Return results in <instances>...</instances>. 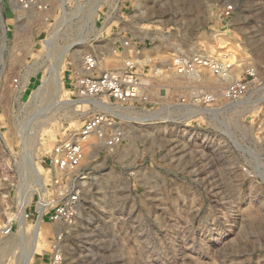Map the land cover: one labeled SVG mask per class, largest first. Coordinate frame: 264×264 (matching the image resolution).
<instances>
[{
    "label": "rangeland",
    "instance_id": "374dc122",
    "mask_svg": "<svg viewBox=\"0 0 264 264\" xmlns=\"http://www.w3.org/2000/svg\"><path fill=\"white\" fill-rule=\"evenodd\" d=\"M0 212V264H264V0H0Z\"/></svg>",
    "mask_w": 264,
    "mask_h": 264
},
{
    "label": "built area",
    "instance_id": "2783aa9c",
    "mask_svg": "<svg viewBox=\"0 0 264 264\" xmlns=\"http://www.w3.org/2000/svg\"><path fill=\"white\" fill-rule=\"evenodd\" d=\"M28 6H26L27 8ZM86 81L81 80V87ZM82 91V90H81ZM83 92V91H82ZM84 93V92H83ZM96 123L87 124L79 131V135L75 134L72 137L65 139L55 145L52 155L50 156V164L52 168L59 169L62 171H70L76 168L82 162L84 158V149L82 141L94 131L96 128ZM82 137V138H81ZM81 203V196L79 193L73 195L70 199V207L65 205L60 209H57L56 214L52 216V219L63 221V219H68L80 215L79 205ZM79 211V212H78ZM20 213V210H18ZM81 213V212H80ZM1 215V212H0ZM18 214L16 219L11 223L0 224V245L4 237L13 233L14 226L19 227L20 219ZM4 249L0 250V258L3 254Z\"/></svg>",
    "mask_w": 264,
    "mask_h": 264
},
{
    "label": "bare ground",
    "instance_id": "6f19581e",
    "mask_svg": "<svg viewBox=\"0 0 264 264\" xmlns=\"http://www.w3.org/2000/svg\"><path fill=\"white\" fill-rule=\"evenodd\" d=\"M37 172V171H36ZM21 224V223H20ZM38 228V227H37ZM38 244H39V242H38ZM33 246H35V244L33 245ZM32 251V250H31ZM21 264V263H20Z\"/></svg>",
    "mask_w": 264,
    "mask_h": 264
}]
</instances>
